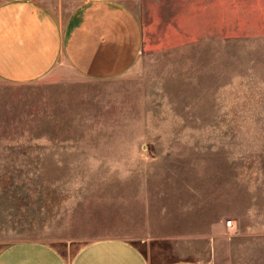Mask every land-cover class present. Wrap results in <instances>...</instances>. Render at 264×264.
Listing matches in <instances>:
<instances>
[{
	"label": "rangeland",
	"instance_id": "obj_1",
	"mask_svg": "<svg viewBox=\"0 0 264 264\" xmlns=\"http://www.w3.org/2000/svg\"><path fill=\"white\" fill-rule=\"evenodd\" d=\"M123 1L144 45L126 73L0 81V248L264 264V0Z\"/></svg>",
	"mask_w": 264,
	"mask_h": 264
},
{
	"label": "crops",
	"instance_id": "obj_2",
	"mask_svg": "<svg viewBox=\"0 0 264 264\" xmlns=\"http://www.w3.org/2000/svg\"><path fill=\"white\" fill-rule=\"evenodd\" d=\"M57 2V7L55 3ZM0 0V81L32 82L69 63L81 76L112 79L143 53V29L123 0ZM0 264H152L124 238L94 240L72 258L44 241L0 248ZM166 264H201L194 259ZM203 264V263H202Z\"/></svg>",
	"mask_w": 264,
	"mask_h": 264
},
{
	"label": "built area",
	"instance_id": "obj_3",
	"mask_svg": "<svg viewBox=\"0 0 264 264\" xmlns=\"http://www.w3.org/2000/svg\"><path fill=\"white\" fill-rule=\"evenodd\" d=\"M228 226L231 228L233 226V222L229 221Z\"/></svg>",
	"mask_w": 264,
	"mask_h": 264
}]
</instances>
